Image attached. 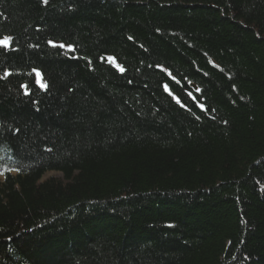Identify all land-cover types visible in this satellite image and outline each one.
I'll return each instance as SVG.
<instances>
[{"label": "trees", "instance_id": "trees-1", "mask_svg": "<svg viewBox=\"0 0 264 264\" xmlns=\"http://www.w3.org/2000/svg\"><path fill=\"white\" fill-rule=\"evenodd\" d=\"M5 37L0 264H264V0H0Z\"/></svg>", "mask_w": 264, "mask_h": 264}, {"label": "rangeland", "instance_id": "rangeland-1", "mask_svg": "<svg viewBox=\"0 0 264 264\" xmlns=\"http://www.w3.org/2000/svg\"><path fill=\"white\" fill-rule=\"evenodd\" d=\"M49 177H56V178H59V177H61V172H59V171H50V172H47L44 176H43V178L41 179L42 181L43 180H46V179H48Z\"/></svg>", "mask_w": 264, "mask_h": 264}, {"label": "snow or ice", "instance_id": "snow-or-ice-1", "mask_svg": "<svg viewBox=\"0 0 264 264\" xmlns=\"http://www.w3.org/2000/svg\"><path fill=\"white\" fill-rule=\"evenodd\" d=\"M45 2H47V0H45ZM11 40V37H5L3 40H0V44H3L5 46H7L9 44V41ZM61 47H64V45H60ZM121 71H123V69L121 68ZM39 75V73H38ZM41 87H46V85L44 83H41ZM167 87V86H165ZM203 107V106H201Z\"/></svg>", "mask_w": 264, "mask_h": 264}]
</instances>
